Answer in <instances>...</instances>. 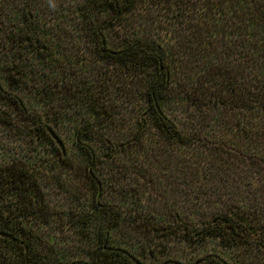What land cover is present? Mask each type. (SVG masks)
I'll return each mask as SVG.
<instances>
[{
    "label": "rangeland",
    "instance_id": "obj_1",
    "mask_svg": "<svg viewBox=\"0 0 264 264\" xmlns=\"http://www.w3.org/2000/svg\"><path fill=\"white\" fill-rule=\"evenodd\" d=\"M206 11L204 0H134L118 18L100 0H0V82L28 112L47 119L66 149L64 156L35 131L27 112L0 95V167L21 161L36 170L51 214L34 228L61 260H91L99 228L117 219L112 240L146 264L190 263L209 254L231 264H264V255L225 247L218 238L178 235L236 199L227 195L238 190L240 170L220 167V143L197 141L198 133L186 144L164 135L148 109L151 71L115 64L98 51L97 28L113 49L135 38L164 44L175 85L165 110L193 135L203 127L208 93L198 82L219 79L220 64H238L235 37L226 42L222 22H210ZM36 31L46 50L21 43L22 32ZM12 60L20 75L6 70ZM88 123L95 134L84 141L100 156V209L89 158L77 141ZM215 133L229 132L220 126Z\"/></svg>",
    "mask_w": 264,
    "mask_h": 264
},
{
    "label": "trees",
    "instance_id": "obj_2",
    "mask_svg": "<svg viewBox=\"0 0 264 264\" xmlns=\"http://www.w3.org/2000/svg\"><path fill=\"white\" fill-rule=\"evenodd\" d=\"M100 1L118 18L134 4V0ZM204 4L209 21L222 22L221 35L226 38V42L232 43L230 39L235 37L238 64L236 67L220 64L218 69L221 73L217 82H198L197 88L201 85V89L209 94L206 95V109L201 117L203 127L195 130L193 135L184 130L165 110L166 103L172 100L175 85L169 66L170 52L164 44L156 39L135 38L125 40L120 47L113 49L109 47L102 29L97 28L95 37L98 51L103 58L115 64L151 71L146 85L148 109L164 135L186 144L190 137L198 133L197 141H212L214 145L220 143L221 146L216 147L218 155L223 158L220 160V167H237L240 170V177L234 183L238 190L227 195L236 199L226 204L225 208L212 213L201 227L192 228L185 233L178 231V235H182L187 241L198 242L211 237L218 238L225 247H239L244 254L264 255V0H204ZM23 33L25 37L21 39V43L46 50L37 31L32 35L27 32H22V35ZM222 53L231 56L225 49ZM6 70L10 76L21 74L19 65L14 60L7 65ZM0 95L20 111L28 113L36 127L35 131L43 138L51 144H58L55 137L60 136L47 123V119L38 113L28 112L24 100L8 92L1 82ZM201 120L197 122L201 123ZM220 126L226 127L229 133H215V128L219 129ZM202 133L203 136L200 135ZM92 134H95L94 125L88 123L78 129L77 141L89 158L88 171L97 189L96 203L100 209L103 207L100 203L102 183L97 175L100 156L84 141L89 140ZM60 150L65 156L66 149ZM1 166V264H146L112 240V229L117 225V219L109 220L108 225L99 228L98 245L91 260H61L50 242L34 228L35 222L46 223L51 214L36 170L21 161ZM227 171L230 172V169ZM241 189L249 197L242 195ZM100 213L106 215L105 210ZM162 264L231 263L218 255L209 254L190 263L170 259Z\"/></svg>",
    "mask_w": 264,
    "mask_h": 264
},
{
    "label": "water",
    "instance_id": "obj_3",
    "mask_svg": "<svg viewBox=\"0 0 264 264\" xmlns=\"http://www.w3.org/2000/svg\"><path fill=\"white\" fill-rule=\"evenodd\" d=\"M59 147L62 149V151H65V147H64V144L63 142L61 141V139L59 137H55Z\"/></svg>",
    "mask_w": 264,
    "mask_h": 264
}]
</instances>
